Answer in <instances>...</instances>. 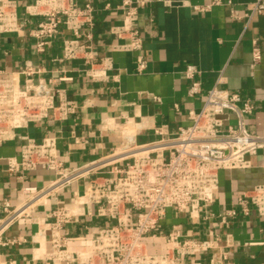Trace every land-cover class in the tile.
<instances>
[{
	"label": "crops",
	"instance_id": "crops-1",
	"mask_svg": "<svg viewBox=\"0 0 264 264\" xmlns=\"http://www.w3.org/2000/svg\"><path fill=\"white\" fill-rule=\"evenodd\" d=\"M5 1L15 2L22 30L0 35V79L27 67L40 69L34 82L52 86L55 104L70 102L74 112L64 120L51 116L32 123L0 145V215L5 202H23L24 187H43L53 178L43 169L26 173L24 178L8 174L7 159L17 156L25 137L37 142L55 137L65 164L79 166L111 154L128 140L137 144L155 140L158 129L173 134L189 126L191 113L201 110L207 92L215 85L251 100L254 112L247 118L248 128L264 135V13H253V0H153L139 11L140 51L115 47L130 42L110 32L123 23L120 12L113 10L119 0H92L96 7L93 49L99 61L105 60V66L96 67L94 79L87 75L89 65L83 61L62 60L63 42L72 37L64 27L45 54L37 53L29 32L43 18L28 13L37 0H0V5ZM106 5L112 9H105ZM256 48L261 56L257 64L253 56ZM138 57L145 61L142 70ZM188 66L197 70L195 80L201 89L197 96L189 94L192 80L183 73ZM251 162L248 170L220 173L219 190L209 210L213 217L204 219L200 214L194 219L172 216L166 220V227L182 224L194 238H218L213 242L215 249L195 259L200 264H264V217L253 210L227 228L215 216L232 208L237 195L262 183L264 149L252 156ZM82 188V182L68 188L51 205L68 203ZM86 221L91 226L89 232L83 224L72 226L73 246L78 249L87 248L84 238L104 223ZM48 227L44 211L14 225L6 236L14 242L0 249V264L9 259L16 264H43L51 245L41 233ZM194 262L188 259L184 264Z\"/></svg>",
	"mask_w": 264,
	"mask_h": 264
},
{
	"label": "built area",
	"instance_id": "built-area-1",
	"mask_svg": "<svg viewBox=\"0 0 264 264\" xmlns=\"http://www.w3.org/2000/svg\"><path fill=\"white\" fill-rule=\"evenodd\" d=\"M152 1L119 0L113 7L120 12L123 23L110 32L130 40L115 46L116 49L141 50L139 11ZM105 9L112 6L106 5ZM28 13L43 18L29 32L38 54L48 51L64 27L72 37L63 42L62 60L83 61L89 65L87 75L97 78L96 67L105 66V60L99 61L93 49L96 7L92 0H37ZM253 13H264V0H253ZM21 30L15 2H2L0 35L18 34ZM253 56L257 64L261 57L257 48ZM137 62L139 70L145 68L142 57ZM40 72L27 67L0 79V145L15 131L32 123L51 116L64 120L74 112L70 102L55 104L56 91L52 86L34 82ZM183 73L192 80L190 96L201 94L195 67L188 66ZM253 112L251 100L215 85L207 92L201 110L191 113L189 126L180 127L173 134L158 129L155 140L142 144L128 140L111 154L79 166L65 164L55 137H44L40 142L25 137L17 156L7 159L8 174L24 178L26 173L43 169L53 178L43 187H24L20 204H3L0 249L14 242L6 237L14 225L44 211L49 227L41 235L49 239L51 250L43 264H184L188 259L194 262L215 249L213 242L218 238H194L182 224L166 227V220L172 216H214L209 210L219 190L220 173L252 168L251 157L264 149V135L249 130L247 125ZM262 170V183L237 195L232 208L215 215L223 226L228 228L240 216L249 217L253 210L264 217V164ZM81 182L82 190L74 193L68 203L51 205L63 191ZM88 219L104 223L96 226L95 234L84 238L89 246L78 249L73 246L76 238L72 226L83 224L89 232L91 226L85 222ZM226 258V253H222V259ZM4 264L16 261L9 259ZM194 264L200 263L196 260Z\"/></svg>",
	"mask_w": 264,
	"mask_h": 264
}]
</instances>
